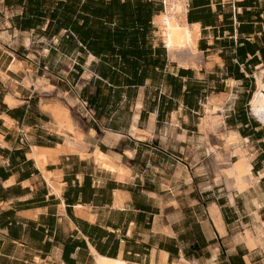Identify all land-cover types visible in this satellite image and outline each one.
Wrapping results in <instances>:
<instances>
[{
	"label": "crops",
	"instance_id": "1",
	"mask_svg": "<svg viewBox=\"0 0 264 264\" xmlns=\"http://www.w3.org/2000/svg\"><path fill=\"white\" fill-rule=\"evenodd\" d=\"M167 10L0 0V264H264V0H190L176 57ZM230 132L249 193L228 187Z\"/></svg>",
	"mask_w": 264,
	"mask_h": 264
},
{
	"label": "bare ground",
	"instance_id": "2",
	"mask_svg": "<svg viewBox=\"0 0 264 264\" xmlns=\"http://www.w3.org/2000/svg\"><path fill=\"white\" fill-rule=\"evenodd\" d=\"M165 1L167 3L168 10L159 17V26L161 28L159 33L162 35L165 45L169 47L174 57L185 50L195 53V37L186 21L187 8L184 6L182 0ZM222 106L223 105L221 103H214L212 106L206 107V116L203 118L201 123V129L206 134L208 133V130L213 128L215 123L222 122V117L217 114L218 111L222 109ZM251 109L255 117L264 124V83L261 82L260 78L258 79V89L251 101ZM226 141L231 148L232 156H235L236 158L224 170L227 178L230 179L228 187H233L236 192L241 194L243 192L250 191L251 187L256 185L258 177L255 176L252 170L253 166L250 161V156L248 155L249 149L246 148V146L243 148V145H239V136L236 132H232ZM226 141H224V143H226ZM227 144L225 145L227 146ZM261 228L262 225L257 227L259 230H261ZM247 236L250 244H256L255 239L251 238L249 230L247 231ZM100 264H105L103 259Z\"/></svg>",
	"mask_w": 264,
	"mask_h": 264
},
{
	"label": "built area",
	"instance_id": "3",
	"mask_svg": "<svg viewBox=\"0 0 264 264\" xmlns=\"http://www.w3.org/2000/svg\"><path fill=\"white\" fill-rule=\"evenodd\" d=\"M162 1V3H163V7H164V9H166V7H167V3H166V1L165 0H161ZM182 2H183V4H184V6L187 8V13H188V11H189V7H190V0H182ZM163 44L165 45V43L163 42ZM166 48H168L167 46H166Z\"/></svg>",
	"mask_w": 264,
	"mask_h": 264
},
{
	"label": "rangeland",
	"instance_id": "4",
	"mask_svg": "<svg viewBox=\"0 0 264 264\" xmlns=\"http://www.w3.org/2000/svg\"><path fill=\"white\" fill-rule=\"evenodd\" d=\"M254 97V96H253ZM219 112V111H218ZM223 114V113H222ZM206 116V107H205V112H204V114H203V116H201V118H204ZM203 121V120H202ZM236 158L234 157V160H235ZM225 173V172H224ZM248 192V191H247ZM246 192V193H247ZM249 193V192H248Z\"/></svg>",
	"mask_w": 264,
	"mask_h": 264
}]
</instances>
